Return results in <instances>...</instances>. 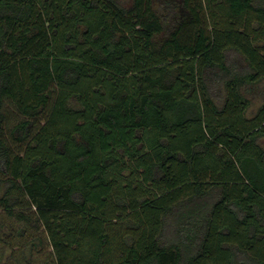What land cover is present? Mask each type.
Segmentation results:
<instances>
[{
    "label": "trees",
    "instance_id": "obj_1",
    "mask_svg": "<svg viewBox=\"0 0 264 264\" xmlns=\"http://www.w3.org/2000/svg\"><path fill=\"white\" fill-rule=\"evenodd\" d=\"M257 96L264 0H0V209L56 264H264Z\"/></svg>",
    "mask_w": 264,
    "mask_h": 264
},
{
    "label": "rangeland",
    "instance_id": "obj_2",
    "mask_svg": "<svg viewBox=\"0 0 264 264\" xmlns=\"http://www.w3.org/2000/svg\"><path fill=\"white\" fill-rule=\"evenodd\" d=\"M217 11V10H216ZM218 12V11H217ZM264 104V96H257L256 99L253 100L250 115L255 113L257 109ZM7 115L9 119V123L6 125V137L8 140H11L10 131L14 127L16 123L20 120L25 119L24 116L20 115L14 108V106H7ZM11 146L14 147V150L17 151L18 146L15 145L13 141H10ZM264 144V141H263ZM25 145H23L24 147ZM1 196V194H0ZM27 212H30L27 210ZM0 216L2 220L7 224V228L4 232L5 242L0 243V264H4L5 262L10 260L16 261L19 257L21 260L25 261L24 264H56L55 257L53 256L52 247L47 243V239L45 238L43 229L38 231V235L42 238V243L37 248L33 244V236L27 237L24 241L19 240L17 238L16 231L17 228H20L22 225L16 223L14 220H10L7 215L4 213L3 209H0ZM25 242V243H24ZM22 250L25 252V255L22 256ZM11 260V261H12Z\"/></svg>",
    "mask_w": 264,
    "mask_h": 264
}]
</instances>
